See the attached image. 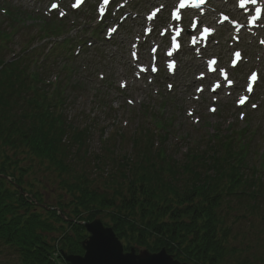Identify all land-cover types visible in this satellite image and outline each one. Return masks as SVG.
I'll list each match as a JSON object with an SVG mask.
<instances>
[{"label": "trees", "instance_id": "obj_1", "mask_svg": "<svg viewBox=\"0 0 264 264\" xmlns=\"http://www.w3.org/2000/svg\"><path fill=\"white\" fill-rule=\"evenodd\" d=\"M6 93L12 97L16 92L5 90L3 93L0 90V134L8 141V159L23 158L27 160V170L34 169L36 174L48 173L50 176L47 177H52V190L60 184L64 190L60 196L62 200L67 198L68 203L63 201L58 205L66 213L85 220L107 212L116 233L127 247L138 245L152 251L166 247L176 258L191 264H221L230 247L229 228L220 216L224 190L216 179L218 175L209 177V174L197 171L187 175L186 182L184 175L188 171L184 170L181 176L182 172L169 159L158 163L157 156L152 157L148 151L145 159L138 160L141 150H137L136 141L135 153L119 163L121 176L114 172L104 179L99 173V183L86 170L68 164L70 161L73 164L76 158L70 147L63 143L64 123L57 128L52 119L44 122L38 114L41 108L36 111L32 101H29V111L26 112L13 107L4 95ZM51 132L57 135L53 137ZM79 158L82 159L81 154ZM132 162L134 165L128 176L122 177L125 176L122 168ZM172 168L176 170L173 176L170 174ZM128 181L127 194L122 187ZM38 183L39 189L47 194L48 182L46 185L43 180ZM39 189L37 191L42 195ZM12 198L13 195L8 194L6 199ZM16 202L18 205L12 206L19 211L24 207L26 216H14L10 221L4 218L1 222L9 245L18 250L19 264H68L61 251L78 253L79 249L65 244L60 236L69 231L83 238L84 227L63 221L56 212L38 207L23 196H18ZM9 215L0 209V216Z\"/></svg>", "mask_w": 264, "mask_h": 264}, {"label": "rangeland", "instance_id": "obj_2", "mask_svg": "<svg viewBox=\"0 0 264 264\" xmlns=\"http://www.w3.org/2000/svg\"><path fill=\"white\" fill-rule=\"evenodd\" d=\"M17 5H23V3L19 2ZM135 7L140 10L142 13H144L147 5L145 3V0H143L141 3H138L135 5ZM139 18L136 19V22H139ZM132 25L131 23L129 24ZM95 55H92L91 57H86L85 55H81L78 58L77 65L79 66L78 69V75L75 79H80V77L83 79L86 87L90 90L92 88H97L96 83L93 81V75L97 69L104 70L108 74V79L114 80L115 73H113V68H115V64H113L111 61L107 60L105 57L102 59L94 58ZM88 65V71L84 72L82 69V65ZM80 76V77H79ZM77 82H74V85H76ZM107 92L106 89L100 90V93ZM77 96V97H76ZM70 97L71 102L68 106V110L66 112L67 116L71 119H74V121L77 123V125H80V121H86V117L89 116V120L91 122H87L88 124H92L94 127L92 129V137L90 139V146L91 151L93 153H97L101 150V138L100 133L103 132L105 136L110 135L114 132L116 129V125L113 124V121L116 120V117L114 116V113L107 110V108L104 110V108L99 105L98 98L93 97L90 98V102H88L87 107L84 109V114L81 115V108L78 106L75 101H78L80 99L79 95L74 94L70 90ZM166 98H170L169 95H167ZM92 101V102H91ZM172 113L175 116L176 121H181L182 118H184L183 110L175 111L172 110ZM227 114L226 112L224 115ZM112 117V118H111ZM226 121V120H225ZM224 121V122H225ZM137 121H135L136 123ZM207 122H209L211 126L216 127L219 124H224L222 122L221 117H212L211 120H208L207 118H204V123L207 126ZM132 123L130 127V132H133L136 128V124ZM264 121H252L247 127L249 128L252 133L255 134V137L252 139V148L253 151L256 153V150H259L260 152L264 151ZM189 130L188 125L185 126V119H184V125L181 129V133L184 135ZM213 131L214 129H210ZM193 134L187 135L186 140L190 141L191 138H196L197 135L200 134V137L204 136L205 133L204 130H200L199 132H192ZM127 144L119 148L118 155L125 154L124 149H127ZM182 148H185V144L183 143ZM88 152V155H92V152ZM91 160V158H88V161ZM89 165H94L91 163V161L86 162V164L83 166L82 162L80 163V168H83L84 170H88L91 174L94 173V167H88ZM82 165V167H81ZM110 170V168H109ZM87 171V172H88ZM164 196V194H163ZM263 207H261V212L259 216L254 220V226L251 228V235L248 237L246 234V227L247 225V217L245 218V221L239 222L235 224V232L236 234H232L230 238V249L226 252L221 264H264V222L261 217H264V210H262ZM248 237V238H247ZM247 239V240H246ZM246 240V241H245ZM140 254V252H137L135 254V257H137ZM145 255H140L138 257H144ZM147 256V255H146Z\"/></svg>", "mask_w": 264, "mask_h": 264}, {"label": "water", "instance_id": "obj_3", "mask_svg": "<svg viewBox=\"0 0 264 264\" xmlns=\"http://www.w3.org/2000/svg\"><path fill=\"white\" fill-rule=\"evenodd\" d=\"M89 229L92 236L87 242L86 256L69 257L73 264H179L172 261L165 251L144 257L124 255L114 234L105 233L106 230L98 223L91 224Z\"/></svg>", "mask_w": 264, "mask_h": 264}, {"label": "snow or ice", "instance_id": "obj_4", "mask_svg": "<svg viewBox=\"0 0 264 264\" xmlns=\"http://www.w3.org/2000/svg\"><path fill=\"white\" fill-rule=\"evenodd\" d=\"M247 2H248V0H239V7H240V8H244ZM81 3H83V0H76V3L73 5V7H79ZM105 3H107V0H105ZM186 4H187V0H180L179 8H180V9L185 8V7H186ZM194 6L198 7L199 5L196 4V5H194ZM51 7H52V9H56V8L59 7V5H58L57 3H53V4L51 5ZM102 11H103V9H101V12H102ZM260 11H261V10H260L259 8L256 9L257 16L252 18L253 21H255V20L257 19V17H258L259 14H260ZM64 14H65V13L61 12V16H63ZM152 15L154 16L155 13H153ZM172 18L175 19V20H179V19H180L179 9H177V11H175V12L172 13ZM226 18H227V17H225V19H226ZM149 19H152V16H149ZM112 31H115V29H113ZM210 31H211V30H210L209 28L205 27V28H204V35L207 36V34H208ZM179 35H180V32L177 31L176 34H175V36H172V37H171V39H172V48H173V50L178 49L179 46H180L179 43H178L177 40H176V37H178ZM192 43H193V44L196 43V37H195V36L192 37ZM168 55L171 56V55H172V52L170 51V52L168 53ZM236 56L239 57V56H240V53L237 52V53H236ZM210 63H215V61H214V60H213V61H210ZM172 67H173V65L170 64V65H169V68H172ZM152 70L155 71V69H152ZM221 71H222V74L225 75V79H227V74L224 73L223 70H221ZM251 79H252V80H255V79H256V74H255V73L252 75ZM229 83H231V81H229ZM169 88H171V85H169ZM249 91H251V89H249ZM129 103H131V101H129ZM240 103H243V100H241ZM252 107L255 108L256 105H253ZM211 111H215V108L211 109ZM189 115H191V113H189ZM241 119H243V113L241 114Z\"/></svg>", "mask_w": 264, "mask_h": 264}]
</instances>
